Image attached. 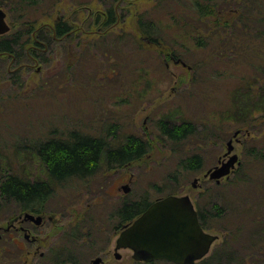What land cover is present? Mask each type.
Returning <instances> with one entry per match:
<instances>
[{"label": "rangeland", "instance_id": "374dc122", "mask_svg": "<svg viewBox=\"0 0 264 264\" xmlns=\"http://www.w3.org/2000/svg\"><path fill=\"white\" fill-rule=\"evenodd\" d=\"M165 1L170 0H36L31 4L0 0L10 25L7 33L23 30L24 34L33 26L30 33L36 38L39 27L51 29L56 18L75 27L70 36L56 38L52 45L42 41L43 46H27L26 51H36L35 56L30 53L32 59L18 64L17 57L7 63L3 61L8 57L0 58V78L3 66L19 74L13 87L0 91V176L15 173L55 187L41 213L37 242L32 246L20 242L24 249H19L3 233L0 245L7 250L0 254V264H88L96 256L103 258L100 264H175L166 260L139 262L129 248H119L121 257L114 256L124 202H152L168 194H188L206 217L205 229L217 235L206 256L192 264H264V213L259 210L256 233L251 229L237 232L234 226L236 219L249 218L251 212L258 211L252 208V200L256 203L259 199L252 192L255 186L244 180L231 187L225 182L233 172L219 185L204 175L219 164L236 129L241 132L232 138V152L237 153L239 165L252 159L247 157L248 146L257 137L255 131L262 130L257 118L264 115V97L256 99V89L264 87V20H260L264 3L249 0L246 9L250 14L243 10L246 17L261 11L257 23L248 21L242 27L243 22L232 21L225 31L219 27H177L170 20V10L175 7ZM233 5L228 0L227 8L231 10ZM110 6L116 20L107 24L105 13ZM141 12L161 27L162 45L137 49L129 40L130 33L136 35ZM209 19L208 23L214 20ZM255 25L259 30L252 31ZM81 30L84 32L79 33ZM112 30L125 33L123 43L109 44L106 32ZM166 45H172L177 58L166 56L162 47ZM3 83L0 80V86ZM162 120L175 125L189 122L194 133L170 137L159 126ZM107 126L112 127L108 139L114 145L134 134L148 141L149 149L122 166L108 165L101 155L98 171L87 180L59 183L31 148L34 140L55 129L63 134L77 128L105 135ZM259 140L264 145V139ZM193 157L199 159L198 165L190 162ZM252 165L257 167L248 172L263 177L264 165ZM225 203L224 218L214 217ZM24 211L14 199L1 201L0 226L17 222ZM77 222L107 230L98 233L104 238L96 244H80L65 256L62 233ZM14 238L24 240L20 232ZM250 239L259 241L260 246L249 247ZM58 240L55 257L50 248ZM225 240L229 257L217 249ZM37 245H41L43 256L35 252Z\"/></svg>", "mask_w": 264, "mask_h": 264}, {"label": "trees", "instance_id": "16d2710c", "mask_svg": "<svg viewBox=\"0 0 264 264\" xmlns=\"http://www.w3.org/2000/svg\"><path fill=\"white\" fill-rule=\"evenodd\" d=\"M162 1L163 0H159V2ZM231 1L234 4L231 6V10L227 8L228 0H222L220 2H218V0H170L165 2L168 6L175 7L174 9L170 10V20L172 21V24L177 27H185L186 25L195 29H200L203 27L204 29L219 27L226 31V29L229 28L228 24H230L232 21L239 24L243 22L242 27L247 26L248 21L252 25L257 23L256 19L259 18L258 16L261 14V11H256L255 13L257 15L255 16L246 17L243 15V10H246V13L249 12V10L246 9V7L249 5V0ZM20 2L31 4L35 3L36 0H19V3ZM263 3L264 0L261 1V4ZM0 5L2 4L0 3ZM105 16L107 18V24L113 23L116 20L115 12L112 6L107 8ZM210 17H212L214 20L211 23H208L211 21L209 19ZM260 20L263 21L264 16ZM52 22L51 29L46 26L39 27L40 29L36 33V38L31 36L30 33V31L33 29V26H30V29L28 28L24 34H21V32L23 33V30H19L20 32L14 31L0 35V58L8 57V59L4 60L3 62L7 63V61L12 57H17L18 64L25 60L32 59L30 53H33V56H35L36 51L35 49L26 51L25 49L27 46H43L44 43L42 41L46 42V44H50L52 41L54 42L56 38L70 36L73 29H75V27L71 25L69 21L63 20L61 18H56ZM155 22L156 21L150 16L146 18L145 14L142 12L138 14L137 22L134 28L136 35H133L132 33L129 35V40L137 47V49L149 48L153 47L154 45L163 44L159 34L161 27ZM201 23L207 24H204L203 26ZM251 30H259V28L257 25H255ZM112 31L113 33L110 31L106 32L107 35L110 36L108 38L109 44L113 45L123 43L125 33L115 34V30ZM78 32L82 33L84 31L81 30ZM262 33H264V31ZM208 44H210V41ZM162 47L166 49L165 54L167 57H178V54L173 52L172 45H166ZM43 59L44 57H42L41 60ZM254 66L255 68L259 67L258 65ZM3 67L4 73L0 80H4L5 83L1 84L0 91L6 87H13V84L16 83V80L19 78V74L17 72H11V70L6 66ZM17 90L20 91V88ZM256 90L258 91L256 99L262 100L264 96L261 95V92H264V87L260 89L258 88ZM0 97L3 98L2 96ZM257 119H260L259 121L261 124H263V127L262 130L258 129L255 131L257 137L254 138L253 144L248 146L249 154L247 157L252 158L249 162H247L249 165L244 161L241 162V165H239L238 168L233 171L232 176L228 179V181L225 182L234 188L238 181L248 180V184H253L256 188L252 191L254 193L253 195L255 198H259L256 203L252 200V208L254 211L258 210L257 212H251L249 218H245V216H243L236 219L234 226L237 232H240L244 229H251L255 232L257 230V222H259L258 220L260 217L259 210L264 213V176L253 177L250 172H248V170L250 171L254 167H257L256 165L252 164H259L261 166L264 165V145L259 143L261 141L259 139H264V115L259 116ZM159 126L164 133L174 138H181L184 135L187 136L194 133L193 125L189 122L175 125L170 124L168 120H162L161 123L159 121ZM107 127L108 128H106L107 131L105 135H93L90 133H85L77 128H73L67 133L63 134L62 132H58V130L55 129L48 136L44 135L45 137L34 140L31 143V148L34 150L33 152H35L36 155L42 160L50 176L59 183L69 181L70 179L81 181L87 180V178L91 177L98 171L101 155L105 156V161L108 165L116 164L122 166L126 163H129L130 161L139 159V157H141L149 149L148 141L143 139L141 136L134 134L128 135L124 143L114 145L112 141L108 139V135L111 134L110 132L112 131V127ZM190 162H192V164L195 163L198 165L199 159L193 157ZM214 184L219 185L220 182ZM54 188L55 187L49 185L47 182L41 180H31L15 173H9L4 176H0V202L3 200L14 199L19 203V207L22 210L43 213L47 208V200L54 193ZM250 195L251 198H253L252 194ZM140 201L124 202L119 212L120 218L118 224L129 222L133 217L139 215L150 203L146 200L143 202ZM225 206L226 203L217 210V212L214 214V217L223 219L225 216ZM241 212L243 211L241 210ZM198 215L201 225L205 228L206 217L199 211ZM95 226L96 227H93V225L90 226L86 222L83 224L77 222L76 225L71 226L69 229L63 231L62 236L64 237H61V242L62 246H64L63 250L65 256H68L77 250L76 248H78L80 244L90 242L92 243L91 245H94L96 244L97 240L104 238V234L98 237V233H102V231L107 229L101 225L95 224ZM91 228H95L96 231L89 232ZM254 232H250V235L253 236L256 233ZM250 241L249 247L260 246L259 241H253L251 239ZM58 245L59 240L57 245H54L50 248V253L55 257L58 255ZM217 249L225 253L226 257H229L228 255L231 254L228 251L229 242L227 240H225Z\"/></svg>", "mask_w": 264, "mask_h": 264}, {"label": "water", "instance_id": "95a60500", "mask_svg": "<svg viewBox=\"0 0 264 264\" xmlns=\"http://www.w3.org/2000/svg\"><path fill=\"white\" fill-rule=\"evenodd\" d=\"M10 30L6 21V12L0 7V34ZM182 64H185L181 61ZM240 129L233 132L236 137ZM224 156L228 159L220 160L219 164L207 169L204 173L209 179L217 183L221 178L230 174L239 164L238 155L232 153V138L226 142ZM194 179L193 185H195ZM124 192L129 189L123 185ZM24 218L38 222L41 215L25 212ZM217 235L202 228L198 214L188 194H168L152 201L146 209L124 225L115 241V257L120 258L119 248H130L135 260L152 261L167 260L176 264H190L204 257ZM101 256L91 259L89 264H99Z\"/></svg>", "mask_w": 264, "mask_h": 264}, {"label": "flooded vegetation", "instance_id": "af4514ba", "mask_svg": "<svg viewBox=\"0 0 264 264\" xmlns=\"http://www.w3.org/2000/svg\"><path fill=\"white\" fill-rule=\"evenodd\" d=\"M222 159H227V156L226 157L222 156ZM26 211H29V210H25L24 214H25ZM29 212L34 213V215H41L42 216L41 213H35V212H32V211H29ZM42 223H43V216H42L40 221L35 222L32 219L24 218V215H23L22 217L18 218L17 222H11L6 227L5 226L4 227L0 226V239L3 238V236H2L3 233H7L8 237L12 241L13 245L18 247L19 249H24V247H22L20 242L27 241L32 246V243L37 242V239H38L37 234L40 232V230L37 229V228ZM125 224H126V222L123 223L121 225V227L123 228V226ZM122 228H120V230ZM16 232L22 233V236L24 238L23 241H20V239L19 240H15L14 236H16ZM12 234H14V235H12ZM31 246H30V248H31ZM40 249H41V245H37L36 248H35V252L38 253V256H43V250L41 251ZM6 250H7V248L3 244H1L0 245V254H2ZM30 264H33V263H30Z\"/></svg>", "mask_w": 264, "mask_h": 264}]
</instances>
